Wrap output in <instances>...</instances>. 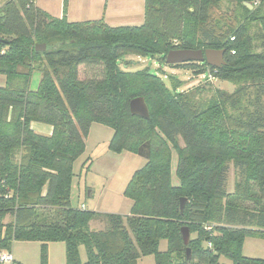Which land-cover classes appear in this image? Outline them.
Returning <instances> with one entry per match:
<instances>
[{
	"label": "trees",
	"instance_id": "trees-1",
	"mask_svg": "<svg viewBox=\"0 0 264 264\" xmlns=\"http://www.w3.org/2000/svg\"><path fill=\"white\" fill-rule=\"evenodd\" d=\"M252 1L145 0L141 25L112 26L104 17H54L36 0H6L0 7V74L6 76L0 253L15 241H36L40 264H49V244L62 242L67 264H140L149 255L155 264H264L243 253L246 237L264 238V0L250 9ZM39 43L51 48L39 52ZM179 48L225 49L221 68L206 61L173 66L231 80L235 90L216 88L209 97L205 87L177 92L179 83L171 89L149 68L127 69L126 55L164 62ZM100 64L104 78L80 79L81 65ZM35 72L40 81L32 89ZM141 96L149 118L130 111ZM33 122L51 125L52 133L35 131ZM96 122L113 129L110 150L146 159L126 187L133 202L126 216L72 199L74 163ZM95 220L105 228L94 229ZM183 226L191 232L190 258Z\"/></svg>",
	"mask_w": 264,
	"mask_h": 264
},
{
	"label": "rangeland",
	"instance_id": "rangeland-1",
	"mask_svg": "<svg viewBox=\"0 0 264 264\" xmlns=\"http://www.w3.org/2000/svg\"><path fill=\"white\" fill-rule=\"evenodd\" d=\"M6 0H0V7L4 5ZM55 3V2H54ZM100 4L99 0H70L67 6V0H63L62 16L67 13L70 15L74 12L83 14L86 12L89 6L91 9H95ZM144 3L141 2V6ZM46 6V5H44ZM56 6V4H55ZM129 7H133V4H128ZM68 8V11H67ZM141 12L136 14L127 13L124 17L119 18L120 22L111 24L114 26L123 25H141L145 20V14L143 8L140 7ZM46 12L48 10L45 9ZM120 11V12H118ZM115 14H111V17L121 16L122 9L120 8ZM110 13V12H109ZM67 17V16H66ZM133 17V19H132ZM68 19V18H67ZM125 59L131 63L127 67L129 71H138L143 68H149L153 73L160 75L166 82L167 86L173 89L174 82L179 83L177 92H183L184 90L194 91L198 87H205L206 93L204 97H209L213 90L221 88L227 91H234L235 84L228 79L214 78L211 82L204 84V78L200 74H196L191 67L173 66L167 63L161 62L151 56H138V55H126ZM104 65H81L79 67L80 79H102L104 78L105 71ZM40 73L35 72L31 81V88L39 85L38 77ZM6 76L0 74V86L5 85ZM35 124V123H34ZM36 124L44 123L37 122ZM113 136V129L107 125L101 123H93L89 129L88 135L85 138V151L78 157L74 163V180H73V199L75 203L79 200V192L84 198L91 199L98 202L96 207L101 212L118 213L126 216L130 213L132 208V200L125 194L126 187L134 174V172L146 163V159L139 155H135L133 152L117 153L109 149V143ZM182 145L184 144L181 140ZM90 156V159H87ZM178 163L177 156L173 159V172L175 171ZM173 180L175 183L178 179L173 174ZM237 180V171L233 165H231L228 173L227 188L229 191L234 190L235 182ZM93 190L94 193L88 197L89 191ZM96 207H94L96 209ZM94 208H91L94 210ZM24 241H17L14 250L21 255L32 259L39 256L38 246L36 245L31 250H26L23 246ZM35 244V243H33ZM167 248V241L162 240L160 243V249L165 250ZM243 253L245 256L253 258H264V238L256 236H248L245 239ZM221 262L231 263L226 257L220 258ZM140 264H155L154 255L144 256L139 260Z\"/></svg>",
	"mask_w": 264,
	"mask_h": 264
},
{
	"label": "crops",
	"instance_id": "crops-1",
	"mask_svg": "<svg viewBox=\"0 0 264 264\" xmlns=\"http://www.w3.org/2000/svg\"><path fill=\"white\" fill-rule=\"evenodd\" d=\"M69 2L70 0H67V6L69 5ZM99 2L100 4H98V7L95 9H91V6H89L86 12L83 14H78L77 12H74L70 15L67 13L66 16L69 21L97 20V19H101L102 17H104L105 21L109 25H111V24H116V22H120L119 18L124 17V15H126L127 13L131 12L132 15L133 14L137 15L138 13L141 12L140 7L143 8L144 10L143 5L141 6V2H143L145 6V0H99ZM36 4L44 10L45 9L48 10V13H50L52 16L62 17L63 0H36ZM128 4H133L134 6L129 7ZM120 8L122 9L121 16L111 17V14H115ZM67 11H68V8H67ZM37 80L38 82L40 81V76L38 77ZM36 86H37V83H36ZM36 86L34 87V89L37 88ZM36 123L37 122H33L31 124L32 128L35 131L39 133L47 134V135H50L52 133L53 127L51 125L44 126L43 124H36ZM123 152L127 153L128 151H123ZM90 158L91 157L88 156L87 159H90ZM93 193H94L93 190L89 191L88 197H90ZM79 195H80L79 200L76 203L72 196L73 202L77 206L85 205L88 209H91L99 205L98 202L92 201L91 199H88L87 197L86 198H84L83 196L81 197L82 194L80 192H79ZM98 208L96 207V209L94 208V210L101 212L99 211ZM91 225L94 229H104L105 228L104 224L100 223L97 220L93 221ZM16 242L17 241H15L14 243ZM14 243H13L11 251H9L13 254L14 261L20 262L21 264H40V245L41 244L39 242H36V241L21 242V243H24L23 246L25 247L26 250H31L36 245V243H38L37 246L39 250V256L37 257V259L35 257L30 259L26 257L25 255H21L20 253L15 252L14 246L16 244ZM49 264H67L66 249H65L64 243L51 242L49 244Z\"/></svg>",
	"mask_w": 264,
	"mask_h": 264
},
{
	"label": "water",
	"instance_id": "water-1",
	"mask_svg": "<svg viewBox=\"0 0 264 264\" xmlns=\"http://www.w3.org/2000/svg\"><path fill=\"white\" fill-rule=\"evenodd\" d=\"M250 9H253V5L246 2ZM2 39L0 38V41ZM36 50L39 52L46 51L51 48L47 43H39L35 46ZM225 49H172L170 50L165 58V61L169 65L184 64L188 62H204L206 61L209 65L216 68H221L225 64ZM130 111L134 115H139L144 118H149V107L146 103L145 97H136L130 102ZM187 199L182 198L181 200V211H184V207ZM181 234L186 246L187 257L190 258L191 248L189 246L191 241V232L189 227L183 226L181 228Z\"/></svg>",
	"mask_w": 264,
	"mask_h": 264
},
{
	"label": "built area",
	"instance_id": "built-area-1",
	"mask_svg": "<svg viewBox=\"0 0 264 264\" xmlns=\"http://www.w3.org/2000/svg\"><path fill=\"white\" fill-rule=\"evenodd\" d=\"M253 5V8L255 6H259L261 4V0H253L252 2H249ZM208 73H202L200 74L203 78L204 81H212L214 79L213 74H208V78L206 79ZM82 207H85V205H82ZM14 261V256L11 252L9 251H3L0 253V262L4 263V264H11Z\"/></svg>",
	"mask_w": 264,
	"mask_h": 264
}]
</instances>
